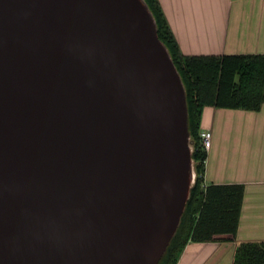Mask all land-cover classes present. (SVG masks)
<instances>
[{"label":"water","instance_id":"1","mask_svg":"<svg viewBox=\"0 0 264 264\" xmlns=\"http://www.w3.org/2000/svg\"><path fill=\"white\" fill-rule=\"evenodd\" d=\"M190 142L144 0H0V264H159Z\"/></svg>","mask_w":264,"mask_h":264},{"label":"crops","instance_id":"2","mask_svg":"<svg viewBox=\"0 0 264 264\" xmlns=\"http://www.w3.org/2000/svg\"><path fill=\"white\" fill-rule=\"evenodd\" d=\"M186 56L264 55V0H159ZM212 133L205 186L244 188L235 242H189L177 264H233L244 243H264V105L260 111L208 107Z\"/></svg>","mask_w":264,"mask_h":264},{"label":"trees","instance_id":"3","mask_svg":"<svg viewBox=\"0 0 264 264\" xmlns=\"http://www.w3.org/2000/svg\"><path fill=\"white\" fill-rule=\"evenodd\" d=\"M185 87L192 158L197 175L180 225L159 264H177L191 242H235L244 194L239 185L205 186L207 151L200 139L208 107L260 111L264 105V55L186 56L159 0H144ZM233 264H264V243L237 247Z\"/></svg>","mask_w":264,"mask_h":264},{"label":"built area","instance_id":"4","mask_svg":"<svg viewBox=\"0 0 264 264\" xmlns=\"http://www.w3.org/2000/svg\"><path fill=\"white\" fill-rule=\"evenodd\" d=\"M200 139L204 150L208 152L212 146V133L209 130H202Z\"/></svg>","mask_w":264,"mask_h":264},{"label":"bare ground","instance_id":"5","mask_svg":"<svg viewBox=\"0 0 264 264\" xmlns=\"http://www.w3.org/2000/svg\"><path fill=\"white\" fill-rule=\"evenodd\" d=\"M184 177H185V179H183L182 186H181L182 195H181L180 201L183 199L184 195H186V190H187L190 182H192L194 179V172L191 171L190 174L187 172ZM180 201H179V204H180Z\"/></svg>","mask_w":264,"mask_h":264},{"label":"rangeland","instance_id":"6","mask_svg":"<svg viewBox=\"0 0 264 264\" xmlns=\"http://www.w3.org/2000/svg\"><path fill=\"white\" fill-rule=\"evenodd\" d=\"M190 144H191V147H192V149H193L194 143H193V140H192V139H191ZM194 166H195V164H194ZM194 170H195V167H194ZM194 173H195V171H194ZM196 177H197V175H196V173H195V181H196Z\"/></svg>","mask_w":264,"mask_h":264}]
</instances>
